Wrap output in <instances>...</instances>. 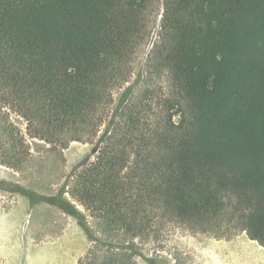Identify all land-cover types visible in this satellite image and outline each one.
<instances>
[{
	"label": "trees",
	"instance_id": "16d2710c",
	"mask_svg": "<svg viewBox=\"0 0 264 264\" xmlns=\"http://www.w3.org/2000/svg\"><path fill=\"white\" fill-rule=\"evenodd\" d=\"M11 112L32 138L94 144L50 197L0 184L76 217L96 242L80 264H181L136 239L228 213L264 246V0H0L1 164L20 168Z\"/></svg>",
	"mask_w": 264,
	"mask_h": 264
},
{
	"label": "rangeland",
	"instance_id": "374dc122",
	"mask_svg": "<svg viewBox=\"0 0 264 264\" xmlns=\"http://www.w3.org/2000/svg\"><path fill=\"white\" fill-rule=\"evenodd\" d=\"M159 32L160 27L157 25L152 43L143 53V62ZM175 119L178 120L179 116ZM9 123L17 128L16 138L24 135L26 143L25 146L19 145L17 150L26 158L20 168L1 164L0 153V184L2 182L9 189L20 184L50 197L61 189L74 167L93 157L94 144L89 141L74 140L65 147L55 146L30 137L26 130L27 121L21 115L11 112ZM29 203L31 199L28 196L0 188L1 264H71L64 253L71 255L73 251L78 252L86 237L70 230V226L78 225L82 233L87 235L78 219L49 202L43 201L36 205ZM78 206L88 215L97 235L103 239L113 238V232L104 233V225L91 217L82 205ZM229 216L230 213L224 217L221 228L209 231H195L184 223L170 222L159 233L145 239L137 238L136 243L146 254L161 255L173 263L264 264V246L242 228L228 230ZM125 238L123 235L120 237L121 240ZM88 239L86 252L96 245V242ZM48 249L62 252L45 262L42 257L50 253ZM95 250L99 262L103 261L106 248L104 251ZM73 260L75 263V258ZM136 260L137 264H149L141 257ZM85 262L88 263L87 259Z\"/></svg>",
	"mask_w": 264,
	"mask_h": 264
},
{
	"label": "crops",
	"instance_id": "0c3cea01",
	"mask_svg": "<svg viewBox=\"0 0 264 264\" xmlns=\"http://www.w3.org/2000/svg\"><path fill=\"white\" fill-rule=\"evenodd\" d=\"M20 202V201H19ZM18 204V203H17ZM16 204V205H17ZM29 204H31V203H29ZM32 205V204H31ZM15 207V206H14ZM13 210V209H12ZM23 218V217H22ZM22 220V219H21ZM20 220V221H21ZM70 230H72L73 232H77L80 236H82V237H86V239H84V241H83V245L79 248V250H78V252H76V253H74V251H73V253L71 252V255H67V253H64L66 256H67V260L69 261V262H71V264H79L80 262H79V259H80V261H81V259L85 256V254L87 253L86 252V248H87V246H88V242H87V240H89L88 239V237H87V235H85V234H83L82 233V230H81V227H79L78 225L76 226H73V225H71L70 226ZM48 250H50V249H48ZM61 250H59V249H56L54 252H52L51 250H50V253L49 254H46V255H44L43 257H42V259H44V261L46 262L47 260H49V259H53V258H55V255H56V253H58V252H60ZM62 252V251H61ZM86 252V253H85ZM75 258V263H73L74 262V259ZM46 264V263H45ZM55 264V263H54Z\"/></svg>",
	"mask_w": 264,
	"mask_h": 264
}]
</instances>
